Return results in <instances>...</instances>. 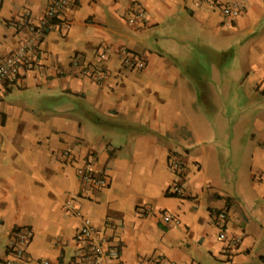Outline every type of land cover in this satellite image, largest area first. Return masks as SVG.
I'll use <instances>...</instances> for the list:
<instances>
[{"label": "crops", "instance_id": "0c3cea01", "mask_svg": "<svg viewBox=\"0 0 264 264\" xmlns=\"http://www.w3.org/2000/svg\"><path fill=\"white\" fill-rule=\"evenodd\" d=\"M50 1L0 0V60L33 37L25 16L40 26ZM225 1L241 14L209 0L70 1L0 101V264L20 227L33 231L21 264H90L83 220L119 251L113 264H264V0ZM125 53L146 67L127 68ZM231 55L247 95H208L209 76L229 92ZM82 167L107 184L84 182ZM222 231L240 245L227 251Z\"/></svg>", "mask_w": 264, "mask_h": 264}, {"label": "built area", "instance_id": "2783aa9c", "mask_svg": "<svg viewBox=\"0 0 264 264\" xmlns=\"http://www.w3.org/2000/svg\"><path fill=\"white\" fill-rule=\"evenodd\" d=\"M70 1L71 0H51L40 26H34L31 24L29 14H26L24 23L33 34V37L23 42L15 52L7 56L5 59L0 60V101L6 91L20 85L25 73L34 69V56L36 55L39 44L44 39L47 31H50L64 20L66 9ZM209 2L214 5V7H217L226 18H235L239 16L244 8L243 4L229 3L225 0H209ZM106 58V51H101L98 54L99 60L104 61ZM123 63L127 65V68L135 71L143 70L146 67V62L143 58L129 53H125ZM75 64L77 65L78 61H75ZM92 68L97 69L95 65H93ZM104 75V72L97 70L95 79L101 81ZM64 156L70 157V153L66 151L64 152ZM169 167L178 177H181L186 169L183 159L176 155L170 157ZM78 174L86 183L95 186H104L107 184L106 178L103 176H95L85 167L79 168ZM170 191L172 195L177 197H183L184 195V190L178 183H175ZM68 207L73 210L71 204L68 205ZM75 214L80 216L78 211H75ZM214 215L221 221V223H227L229 216L228 211H216L214 212ZM162 218L166 223H173L175 225L181 224V221L171 214L164 213ZM32 237V229L26 227L16 228L11 234L8 246V253L11 256L6 260L5 264H21L25 255V247L31 241ZM77 238L88 243L91 252L90 264H113L120 260L119 251L107 249L105 246V240L98 236L96 230L89 221L83 220ZM220 238L227 241V251L237 248L241 243L240 237L233 236L228 238L225 231L220 233ZM42 264L50 263L49 261H43Z\"/></svg>", "mask_w": 264, "mask_h": 264}, {"label": "rangeland", "instance_id": "374dc122", "mask_svg": "<svg viewBox=\"0 0 264 264\" xmlns=\"http://www.w3.org/2000/svg\"><path fill=\"white\" fill-rule=\"evenodd\" d=\"M190 54L193 56L196 57L197 60H201L202 57L199 56L197 57V53H196V49H193ZM193 56V57H194ZM239 58H233L232 55L230 56V58L228 59L227 63L225 64V72L228 71V74L231 75V78L233 79V81L229 84V92L228 93H223L222 89H223V86L221 84H219L215 79L213 80V78L211 76L208 77L212 85V92L208 95H211V94H214V95H230L229 98H231L233 95H247L244 91V89L246 87H244V85H241L239 83H236L234 82V76L237 74L238 72V65H239ZM230 61V62H229ZM204 61H202V69L201 71L207 73V74H211L212 70L209 66H206L205 63H203ZM210 84L207 85L205 84L206 87L208 86H211ZM198 86V89H202V84H199V85H193V87H197ZM200 92V95H201V91Z\"/></svg>", "mask_w": 264, "mask_h": 264}]
</instances>
